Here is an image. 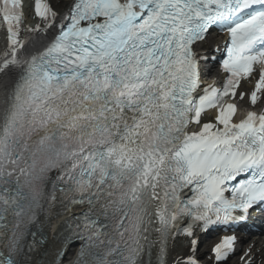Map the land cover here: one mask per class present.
I'll return each instance as SVG.
<instances>
[{
	"label": "snow or ice",
	"instance_id": "snow-or-ice-1",
	"mask_svg": "<svg viewBox=\"0 0 264 264\" xmlns=\"http://www.w3.org/2000/svg\"><path fill=\"white\" fill-rule=\"evenodd\" d=\"M31 7L0 0V264H227L264 214V0Z\"/></svg>",
	"mask_w": 264,
	"mask_h": 264
}]
</instances>
